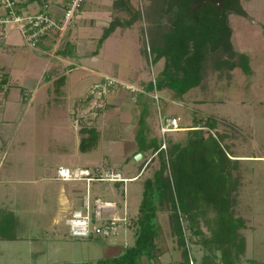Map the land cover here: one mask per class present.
Instances as JSON below:
<instances>
[{
  "label": "rangeland",
  "instance_id": "rangeland-1",
  "mask_svg": "<svg viewBox=\"0 0 264 264\" xmlns=\"http://www.w3.org/2000/svg\"><path fill=\"white\" fill-rule=\"evenodd\" d=\"M154 2L133 0L140 14V27L134 35L137 38L134 44L137 48L140 46L139 50L147 48L148 34L157 36L155 28L160 6L153 5ZM160 3L164 6L161 0ZM240 3L247 16L232 14L229 17L231 41L235 50L248 55L251 72L246 74L239 67L231 71L216 70L210 58L205 65L201 85L178 96L182 99L178 109L181 116L179 128L169 132L166 140L183 142L185 126L202 125L206 119L214 118L216 128L213 131L225 134L223 143L228 145L231 157L236 158L237 154L250 157L248 161H239L233 171L237 179L233 211L245 222V227L240 229L245 239L240 264H264V0H240ZM155 4H159L158 0ZM124 16L129 14L125 12ZM129 44L133 47L131 40ZM157 95V101L152 94V99L144 105L148 116L146 121H152L153 128L159 132L156 120L160 112L165 113L162 108L164 93L157 91ZM29 120L25 117L20 122L16 120V124L9 126L2 135L5 148L3 151L0 149V200H3L5 208L0 207V210L7 211L8 208L17 215L18 239L0 240V264H86V258L105 257L108 252L97 246L95 240L72 238L66 227L51 224L56 216L55 192L60 181L52 180L50 176L61 165L74 167L96 162L103 152L114 157L122 151L123 141L119 138L110 144L103 140L105 136L102 135L98 148L82 153L75 143L77 124L67 122L64 131L58 133L52 125L42 124L39 114L35 116L34 124ZM117 134L118 137L123 136L121 132ZM158 142L161 144L160 137ZM157 167V157L151 158L143 176L127 182L126 208L130 219L137 216L134 213L142 196V180ZM121 206L118 203V207ZM213 215L214 212L208 210L206 216ZM158 221L156 242L160 254L152 264H174L177 254L183 262L182 251L170 231L168 211H159ZM182 225L192 263H201L205 255L217 262L218 252L214 255L201 244V238L210 234L206 220L203 217L199 219L202 234L198 235L187 229L184 220ZM127 231V242L131 243L134 229L128 228ZM163 251L167 253L161 260L159 256Z\"/></svg>",
  "mask_w": 264,
  "mask_h": 264
},
{
  "label": "crops",
  "instance_id": "crops-1",
  "mask_svg": "<svg viewBox=\"0 0 264 264\" xmlns=\"http://www.w3.org/2000/svg\"><path fill=\"white\" fill-rule=\"evenodd\" d=\"M65 1L23 0L20 4V11L35 13L42 8L44 3H47L49 12L56 18H60ZM115 1L84 0L74 25L65 30L62 35L58 34L57 31L50 32L36 48H29L24 44L16 23L6 25L4 38L0 39V74L9 84L6 93L0 96V149L2 151L5 148L2 139L3 133L9 130V126L16 124V120L20 122L22 117L30 119L29 121L34 124L35 116L39 114L42 117L40 122L52 125L54 131L58 133L64 131V125L67 122L71 124L77 120L79 126L82 124L94 125L99 131L98 143L93 149L98 148L102 135L105 136L103 140L110 142V144L119 138L123 144L122 151L114 157L103 152L102 157L96 160L97 163L92 161L76 166H113L121 170L124 177L133 178L129 180L130 182L143 176L147 162L157 155L152 152L151 148L144 152L140 151L136 134L139 128V120L143 118L146 143H150L149 141L152 139H156L158 142V129L153 128L152 121H146L148 116L145 115L146 107L144 104L152 99V89L148 88V84L153 77L155 78L161 72L163 59L154 63L151 62V54L146 55L144 50H139L140 46L138 49L134 44L137 40L134 36L135 31L140 27L139 19L128 26H117L98 45L104 28L113 19L124 21L130 17V12L137 11V6L133 4V0H129L130 12L122 6L116 5ZM125 12L129 14L128 17L124 16ZM2 13H4V8L0 7V14ZM231 15L228 16V19ZM130 40L133 42L131 44L133 47L129 44ZM108 76L115 77L121 83L138 85L142 87V91L133 99L127 90L118 86L107 94L105 105L97 109L96 115L92 116L88 110L94 103V99L92 97L87 98L86 92L93 83ZM59 77H63L64 82L58 92H55L54 82ZM24 88L30 90L28 98L23 95ZM157 91L164 93L162 108L165 113L163 115L180 118L178 109H180L179 102L182 99L177 98L169 88ZM158 123L159 115L156 120V127H158ZM189 126L187 125L183 129L186 130ZM78 129L76 130L78 136L75 138V143L79 150L80 133ZM119 132L123 134L122 137H118L119 134L117 133ZM128 132L131 135H128ZM139 152H142L143 157L137 160L135 155ZM236 158L243 162L248 161L250 157L237 154ZM54 172L50 176L52 180H56L53 178ZM127 182L125 183L126 193L124 194L122 191L123 184L119 182H93L87 187L85 183L60 181L57 183V191L55 192L56 216L52 219L51 224L66 227L65 216L70 211L81 207L82 197L87 188L90 196H99L105 200L115 201L117 204H122L125 199L127 205ZM0 207L5 208L3 200H0ZM7 211L13 212L16 217L15 239H18L17 215L8 208ZM137 213L138 208L134 215L136 216ZM127 233L128 231L121 232L112 238L89 237L95 240L97 246L104 247L108 254L102 258H86L84 262L95 264L99 259L120 255L126 246L133 243V241L127 242ZM166 253L167 251H163L159 259L165 258ZM143 261L144 258H142V263L149 264ZM152 263L153 261L150 264ZM174 264L185 263L180 261L177 254V261Z\"/></svg>",
  "mask_w": 264,
  "mask_h": 264
},
{
  "label": "trees",
  "instance_id": "trees-1",
  "mask_svg": "<svg viewBox=\"0 0 264 264\" xmlns=\"http://www.w3.org/2000/svg\"><path fill=\"white\" fill-rule=\"evenodd\" d=\"M161 1L164 6L160 0L159 4L153 3L160 6L155 28L158 37L148 34L147 48L144 49L152 55L151 62L163 59V68L155 77L157 90L169 88L178 97L200 86L210 58L216 70L231 71L239 67L246 74L251 72L248 55L235 50L231 41L228 16H247L240 0H225L221 12L209 2L193 10L192 0H172L169 8H166L169 0ZM115 4L130 12L129 0H116ZM130 14L124 21L113 19L104 28L98 45L117 26H128L139 19L138 10ZM1 81H5L2 76ZM63 82V77L54 82L55 92ZM153 87L150 81L148 88L153 90ZM215 128L214 118L206 119L202 125L189 126L183 142L166 140L164 150L159 149L160 143L156 139L146 143L143 118L139 120L136 134L138 149L144 152L151 148L156 152L158 167L142 182L138 213L130 219V228L134 229L133 243L126 246L120 255L99 259L95 264H143L142 258L149 264L154 261L160 254L156 239L158 212L163 210L168 211L170 231L182 251L185 264L190 263V254L182 221L189 231L198 235L202 234L201 217L208 223L210 233L208 237L201 238V244L214 255L218 252V261L213 262L205 255L199 264H240L245 249L240 229L245 227V222L233 211L237 181L233 171L239 160L231 157L228 145L223 143L225 134L213 131ZM78 131L79 151L92 150L98 143L99 131L89 124H82ZM208 210L214 212L212 217L206 216ZM15 229L14 213L0 210V239H15Z\"/></svg>",
  "mask_w": 264,
  "mask_h": 264
},
{
  "label": "built area",
  "instance_id": "built-area-1",
  "mask_svg": "<svg viewBox=\"0 0 264 264\" xmlns=\"http://www.w3.org/2000/svg\"><path fill=\"white\" fill-rule=\"evenodd\" d=\"M23 0H0V7L4 8V13L0 14V39L5 35V27L9 23H16L23 38V42L29 48H36L40 41L50 32L57 31L62 35L65 30L74 25L75 19L81 10L84 0H66L62 16L56 18L48 9V4L44 3L42 8L35 13H23L20 11V4ZM153 83V98L157 101L159 96L155 88V78ZM8 82L1 81L0 74V96H3L8 89ZM121 86L127 90L131 98H136L142 91V87L132 83H121L115 77L108 76L103 80L93 83L86 92V97H92L94 103L88 110L92 116L96 115L97 109L106 103L107 94ZM25 98L30 96V90L24 88ZM179 117L159 114V133L161 144L159 149H166V135L179 128ZM75 124L79 122L76 120ZM156 154V152L154 153ZM54 179L62 182L85 183L88 187L93 182H119L122 183V191L126 193L125 183L133 178L123 176L121 170L108 165L94 167L86 166H58L54 172ZM67 233L72 238H89L98 236L102 238H112L118 236L130 228L131 221L126 208V201L118 207L115 201L105 200L99 196H90L87 188L82 197L81 207L69 212L64 218ZM193 264L190 258V263Z\"/></svg>",
  "mask_w": 264,
  "mask_h": 264
},
{
  "label": "flooded vegetation",
  "instance_id": "flooded-vegetation-1",
  "mask_svg": "<svg viewBox=\"0 0 264 264\" xmlns=\"http://www.w3.org/2000/svg\"><path fill=\"white\" fill-rule=\"evenodd\" d=\"M175 1V0H174ZM172 0H169V2L166 5V8H169L171 6ZM209 2L211 4H215V6L218 7V11H222L224 4H225V0H192L191 1V5L193 10H197L199 6H201L202 4Z\"/></svg>",
  "mask_w": 264,
  "mask_h": 264
},
{
  "label": "water",
  "instance_id": "water-1",
  "mask_svg": "<svg viewBox=\"0 0 264 264\" xmlns=\"http://www.w3.org/2000/svg\"><path fill=\"white\" fill-rule=\"evenodd\" d=\"M142 157H143L142 152H139V153H137V154L135 155V159H137V160H139V159L142 158Z\"/></svg>",
  "mask_w": 264,
  "mask_h": 264
}]
</instances>
